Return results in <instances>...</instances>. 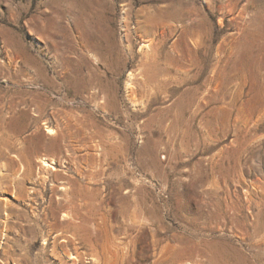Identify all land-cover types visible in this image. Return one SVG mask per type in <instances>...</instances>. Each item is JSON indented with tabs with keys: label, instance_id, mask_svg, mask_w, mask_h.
Masks as SVG:
<instances>
[{
	"label": "rangeland",
	"instance_id": "374dc122",
	"mask_svg": "<svg viewBox=\"0 0 264 264\" xmlns=\"http://www.w3.org/2000/svg\"><path fill=\"white\" fill-rule=\"evenodd\" d=\"M0 264H264V0H0Z\"/></svg>",
	"mask_w": 264,
	"mask_h": 264
},
{
	"label": "bare ground",
	"instance_id": "6f19581e",
	"mask_svg": "<svg viewBox=\"0 0 264 264\" xmlns=\"http://www.w3.org/2000/svg\"><path fill=\"white\" fill-rule=\"evenodd\" d=\"M48 134L52 135V134H54V131L49 129ZM53 165H54V162L49 161L47 158H42L41 159V167L43 168L44 171H50V172L56 171V168H54ZM95 261H97V260L95 259Z\"/></svg>",
	"mask_w": 264,
	"mask_h": 264
}]
</instances>
